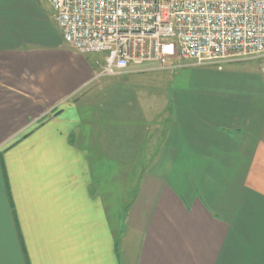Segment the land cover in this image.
I'll list each match as a JSON object with an SVG mask.
<instances>
[{
  "label": "crops",
  "instance_id": "0c3cea01",
  "mask_svg": "<svg viewBox=\"0 0 264 264\" xmlns=\"http://www.w3.org/2000/svg\"><path fill=\"white\" fill-rule=\"evenodd\" d=\"M102 58L46 2L0 0V264H264V79H96Z\"/></svg>",
  "mask_w": 264,
  "mask_h": 264
},
{
  "label": "built area",
  "instance_id": "2783aa9c",
  "mask_svg": "<svg viewBox=\"0 0 264 264\" xmlns=\"http://www.w3.org/2000/svg\"><path fill=\"white\" fill-rule=\"evenodd\" d=\"M64 42L101 55L95 78L259 62L264 0H37Z\"/></svg>",
  "mask_w": 264,
  "mask_h": 264
},
{
  "label": "rangeland",
  "instance_id": "374dc122",
  "mask_svg": "<svg viewBox=\"0 0 264 264\" xmlns=\"http://www.w3.org/2000/svg\"><path fill=\"white\" fill-rule=\"evenodd\" d=\"M91 56L100 57V58L103 57V56L101 57V55H91ZM223 67H224L223 71H218L216 67H198V68H194V69H197L198 73L196 72L194 73L188 72V73L192 74L194 77L214 75V74H219V73H221L220 75L222 74L228 75L229 73H231L230 75H233L232 80L234 81V83H236V88H239V90L252 89L254 85L253 80L256 77L261 76L262 79H264V73L261 71L259 62L257 61L227 64ZM189 69H192V68H189ZM201 71H204L205 73L203 74ZM209 86L213 87L211 83L209 84ZM114 164L115 163H112L111 165V169L113 171H114V167H113ZM116 164L117 165H116L115 171L119 175L118 178L110 179L109 177H106V178L103 177L102 186H103V189H106V188L108 189L110 186H112V188H114L116 192L118 191V194L113 195L114 198L112 199V201H110L111 204L108 205L112 207V209L108 211L109 217L111 219V223H113V227H115L116 225V229H118L119 228L118 224H120L125 219L126 207L128 206V204L126 203L122 204V200H125L124 198H126L127 196H131L126 193H123L126 190L130 189V188H127V187L124 188V187L129 186V182L131 181V179L120 177L121 174H124L125 172L129 174L130 171L129 170L124 171L123 169L124 166L121 163H116ZM106 170L107 169H106L105 163H102V165L100 166V172L104 175H107L108 171Z\"/></svg>",
  "mask_w": 264,
  "mask_h": 264
}]
</instances>
